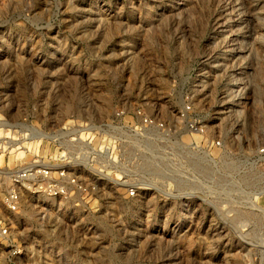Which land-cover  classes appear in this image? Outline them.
<instances>
[{
  "label": "rangeland",
  "instance_id": "1",
  "mask_svg": "<svg viewBox=\"0 0 264 264\" xmlns=\"http://www.w3.org/2000/svg\"><path fill=\"white\" fill-rule=\"evenodd\" d=\"M238 56L264 78V0H0V99L17 116L43 105L100 120L120 102H151L173 118L198 65L221 92ZM208 174L189 195L105 196L47 217L29 203L12 217L25 263L264 264V180L252 176L255 193L237 180L234 195L220 181L217 196Z\"/></svg>",
  "mask_w": 264,
  "mask_h": 264
},
{
  "label": "built area",
  "instance_id": "2",
  "mask_svg": "<svg viewBox=\"0 0 264 264\" xmlns=\"http://www.w3.org/2000/svg\"><path fill=\"white\" fill-rule=\"evenodd\" d=\"M243 62H234L221 92L209 90L198 65L184 79L173 118L155 103L120 102L100 120L61 117L43 105L35 119L15 115L0 99L9 109L0 110V253L7 264L29 258L12 217L35 201L47 217L51 207L105 196L189 195L208 173L217 196L220 181L229 194L241 188L237 180L255 193L250 181L264 166V78ZM254 179L264 180V170ZM259 192L264 196V187Z\"/></svg>",
  "mask_w": 264,
  "mask_h": 264
},
{
  "label": "bare ground",
  "instance_id": "3",
  "mask_svg": "<svg viewBox=\"0 0 264 264\" xmlns=\"http://www.w3.org/2000/svg\"><path fill=\"white\" fill-rule=\"evenodd\" d=\"M226 6H228V5H226ZM237 7H238V6H237ZM235 8H236V7H235ZM233 45H236V43H234ZM228 52H231V53L233 52V53H235V49L232 50V48H230V49H228ZM233 53L230 54L229 57H230V56H231V57H234V54H233ZM237 59L240 60V61L247 60V59H246L245 57H243V56H240V57L238 56ZM221 64H222V62L217 63V64L215 65V67H217V68H218L219 66L221 67ZM222 65H223V64H222ZM221 68H222V67H221ZM216 71H217V73H219V69L216 70ZM217 73H215V74H217ZM88 100H89V99H88ZM89 101H90V100H89ZM89 101H88V102H89ZM88 102H87V101L85 102V100H84L83 98H81V99L78 100V103H80V105L87 104ZM88 104H89V103H88ZM255 198L258 199V197H255ZM218 212H219V211H218ZM219 214H220V213H219ZM241 222H242V221H241ZM241 222H240V223H241ZM242 223H243V222H242ZM241 225H242V227H243V226H244V227L247 226V224H241Z\"/></svg>",
  "mask_w": 264,
  "mask_h": 264
}]
</instances>
